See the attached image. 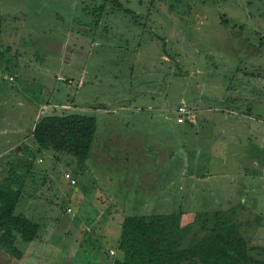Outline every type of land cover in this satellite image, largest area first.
<instances>
[{
    "label": "rangeland",
    "instance_id": "rangeland-1",
    "mask_svg": "<svg viewBox=\"0 0 264 264\" xmlns=\"http://www.w3.org/2000/svg\"><path fill=\"white\" fill-rule=\"evenodd\" d=\"M263 87L264 0H0V187L40 226L0 264H114L129 215L173 216L185 247L216 212L264 261ZM65 114L96 120L84 165L30 136Z\"/></svg>",
    "mask_w": 264,
    "mask_h": 264
},
{
    "label": "trees",
    "instance_id": "trees-1",
    "mask_svg": "<svg viewBox=\"0 0 264 264\" xmlns=\"http://www.w3.org/2000/svg\"><path fill=\"white\" fill-rule=\"evenodd\" d=\"M96 120L79 114L50 115L39 119L30 136L38 151L64 154L84 165L91 155L96 135ZM21 198L17 189L0 187V250L16 260L23 254L18 248L36 240L40 226L15 209ZM173 216L129 215L123 219L118 249L122 260L114 264H264L250 255L249 243L240 227L224 220L220 212L207 233L189 246L182 238L171 239L168 222ZM177 231L179 229H176Z\"/></svg>",
    "mask_w": 264,
    "mask_h": 264
},
{
    "label": "crops",
    "instance_id": "crops-1",
    "mask_svg": "<svg viewBox=\"0 0 264 264\" xmlns=\"http://www.w3.org/2000/svg\"><path fill=\"white\" fill-rule=\"evenodd\" d=\"M80 51L78 50V49H76V55H79L80 53H79ZM94 54L92 53H89V54H83V61L85 62V64L83 65V70H85L86 71V67H87V63H89V59H90V57H92V60L94 59V56H93ZM84 72V71H83ZM86 76V75H85ZM258 85H260L261 83L260 82H256ZM264 88V87H263ZM247 91V90H246ZM245 91V92H246ZM89 94H90V92L89 93H87V96H89ZM261 94H264V92H262ZM260 94V95H261ZM90 97V96H89ZM257 97H259V95L257 96ZM242 99H243V97H241ZM252 98H254V96H252V95H250L249 94V100L250 99H252ZM263 98H264V96H263ZM90 99H91V97H90ZM89 99V100H90ZM180 106H185V105H180ZM180 106H178V107H180ZM93 107V106H92ZM177 107V108H178ZM186 107V106H185ZM176 108V109H177ZM187 108V107H186ZM188 109V108H187ZM92 110V109H91ZM176 112V111H175ZM80 115V114H79ZM87 116V115H86ZM174 116H175V113H174ZM250 118H253V121H254V130H253V133H252V135L251 136H254V137H257V138H259L258 140L259 141H257L256 143H254L253 145V148L252 149H256V152L257 153H260V154H262L263 155V153H264V146L261 144V142H264V113H261V115L260 114H258L256 117H248L247 118V121H249L250 122ZM175 119H176V122H177V118H176V116H175ZM193 120V121H192ZM197 121V115H196V113H192L191 112V114H190V119H187V120H185L183 123H178L179 125H184L185 124V122H186V124L187 125H192V124H194L195 122ZM236 121H238V120H236ZM97 130V129H96ZM147 137V136H146ZM107 139H108V137H106ZM107 139H106V142H107ZM239 146L240 145H237L236 144V148H238L239 149ZM251 147V146H250ZM244 149H246V150H248L249 149V147L248 146H246V148L243 146V148H240V153H241V151L243 152V150ZM144 150H146V149H143V151ZM91 153V152H90ZM258 163H259V161H258ZM257 163V164H258ZM252 174H257V176H258V172L256 173H252ZM259 177H260V175H259Z\"/></svg>",
    "mask_w": 264,
    "mask_h": 264
},
{
    "label": "built area",
    "instance_id": "built-area-1",
    "mask_svg": "<svg viewBox=\"0 0 264 264\" xmlns=\"http://www.w3.org/2000/svg\"><path fill=\"white\" fill-rule=\"evenodd\" d=\"M190 111L185 106H180L176 109L175 116L178 123H183L186 119H190ZM66 179H71L69 174L65 175ZM71 185H75L73 179L70 180Z\"/></svg>",
    "mask_w": 264,
    "mask_h": 264
},
{
    "label": "bare ground",
    "instance_id": "bare-ground-1",
    "mask_svg": "<svg viewBox=\"0 0 264 264\" xmlns=\"http://www.w3.org/2000/svg\"><path fill=\"white\" fill-rule=\"evenodd\" d=\"M187 120V119H186ZM193 121V120H192Z\"/></svg>",
    "mask_w": 264,
    "mask_h": 264
}]
</instances>
